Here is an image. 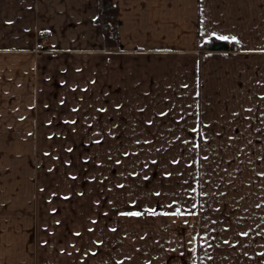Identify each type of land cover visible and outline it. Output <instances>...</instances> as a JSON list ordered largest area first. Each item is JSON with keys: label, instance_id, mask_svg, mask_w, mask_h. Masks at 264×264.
Instances as JSON below:
<instances>
[{"label": "crops", "instance_id": "1", "mask_svg": "<svg viewBox=\"0 0 264 264\" xmlns=\"http://www.w3.org/2000/svg\"><path fill=\"white\" fill-rule=\"evenodd\" d=\"M115 2L109 50L99 0H0V264H264V0ZM217 37L234 48L202 49ZM69 112L110 142L199 150L201 204L123 208L110 175L87 197L6 150Z\"/></svg>", "mask_w": 264, "mask_h": 264}, {"label": "rangeland", "instance_id": "2", "mask_svg": "<svg viewBox=\"0 0 264 264\" xmlns=\"http://www.w3.org/2000/svg\"><path fill=\"white\" fill-rule=\"evenodd\" d=\"M82 105L80 115L92 114L90 103L82 102ZM69 113V117L32 118L35 134L20 133L18 140H4L6 150L13 149L11 151L20 156L30 153L37 161L39 173H50L51 178L59 180L55 183L59 190L65 186L80 191L85 189L87 197L92 196L95 175H110L117 182V200L123 208L133 206L134 210L142 212L168 213L193 210L201 204L199 150L154 149L146 142L147 135L142 133L117 132L110 142L106 139L109 134L94 133L92 116L73 117L74 112ZM129 141L134 147L125 149L130 146ZM181 141L185 143V134L181 135ZM11 143L20 148H9ZM25 169L21 166L19 172ZM247 217L253 219V213H247Z\"/></svg>", "mask_w": 264, "mask_h": 264}, {"label": "trees", "instance_id": "3", "mask_svg": "<svg viewBox=\"0 0 264 264\" xmlns=\"http://www.w3.org/2000/svg\"><path fill=\"white\" fill-rule=\"evenodd\" d=\"M118 6L115 0H99V12L97 22L100 24L105 47L109 50L119 49L120 36L118 32ZM234 43L225 40L214 39L202 46L203 50L225 51L234 48Z\"/></svg>", "mask_w": 264, "mask_h": 264}, {"label": "snow or ice", "instance_id": "4", "mask_svg": "<svg viewBox=\"0 0 264 264\" xmlns=\"http://www.w3.org/2000/svg\"><path fill=\"white\" fill-rule=\"evenodd\" d=\"M218 39H228L227 37H217ZM235 39V38H233ZM133 215H139L138 213H133Z\"/></svg>", "mask_w": 264, "mask_h": 264}]
</instances>
